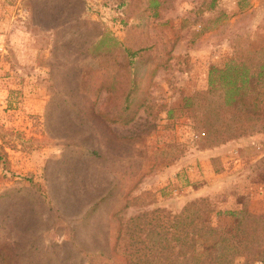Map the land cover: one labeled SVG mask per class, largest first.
<instances>
[{"label":"rangeland","instance_id":"374dc122","mask_svg":"<svg viewBox=\"0 0 264 264\" xmlns=\"http://www.w3.org/2000/svg\"><path fill=\"white\" fill-rule=\"evenodd\" d=\"M210 3L0 0V203L16 201L26 234L17 264H264V0ZM232 62L246 97L210 126L223 92L194 96Z\"/></svg>","mask_w":264,"mask_h":264},{"label":"trees","instance_id":"16d2710c","mask_svg":"<svg viewBox=\"0 0 264 264\" xmlns=\"http://www.w3.org/2000/svg\"><path fill=\"white\" fill-rule=\"evenodd\" d=\"M218 1L219 0H211L210 9H214ZM208 78H209L208 90L204 93L197 94L196 96H194V98H199L208 93L210 94L216 93V92H219L220 90H221L220 92H223L220 109L219 111H216L214 113V115L216 116L210 115L206 117V124L210 126H215L218 122L215 119V117L219 116L223 121H225L226 111H225V108L222 107V105H224L225 107H235V105L239 107V105H241L242 101L246 97V94L242 90L244 89L246 85H248V83L250 82V78L248 74V68L244 67L243 65L240 66L239 64H236L234 62H232L231 64L230 63L226 64L224 68L212 66L209 70ZM231 78L236 79V80L241 79V85L240 86L229 85L226 82H224L225 79H231ZM188 101H194V99L193 98L188 99ZM142 106L143 104L139 105L136 108L135 112H137ZM209 106H211V104H209ZM133 120L134 118L132 116L127 121H124V124H128L132 122ZM243 133H244V130H242L241 128H237L235 131H231L229 129H225V130L217 129L216 135L214 134L215 138L213 139L211 137H208L207 141L214 145L222 144L224 142L241 137ZM206 135L208 136L209 132H207ZM210 135H213V134H210ZM4 197L5 195L0 196V202ZM3 204L4 203H0V264H17V259L21 258L22 253H23V251H18V249H21L20 241L23 240L24 235L26 234L22 229L19 228L17 221H16V217L14 216L15 215L14 207L17 204L16 201L12 200V204L6 209L2 208ZM196 227L198 228V225ZM25 228H26L25 229L26 232L32 231L34 229V227L32 226L25 227ZM160 228H162V231L166 234L167 227L161 226ZM198 229L202 231L205 230L204 232L210 233L207 235L209 238L217 235L216 233H213V232H216L215 231L216 229L212 227V225L207 224V222L201 223V227ZM151 231L157 232V230L153 229V227H151ZM194 231L197 232L196 229H194ZM175 234L176 232L174 233V236ZM197 234L198 233H194V235L191 237L190 240L192 244H194V242L197 241ZM200 236L203 237V235H200ZM220 236H221L220 241L215 242L212 248H210L209 250H212L215 245H223V246L225 245V243H223L225 239L222 237V235ZM144 240L143 242H145ZM221 241L222 243H220ZM118 246L119 244H115L114 250H117ZM190 247L191 246H189V248ZM126 250L127 249H124L123 251H126ZM98 254L100 255L99 261L106 262V261H110L111 259L110 257L106 256L105 252H99ZM125 256L126 257L124 261L126 262V264H132L133 263L132 260H129L127 258L128 257L127 255ZM190 259H194V257H191ZM208 259H209V254L206 255L203 259H198L199 261H197V264H205ZM90 262L91 264H95L93 259H91Z\"/></svg>","mask_w":264,"mask_h":264}]
</instances>
